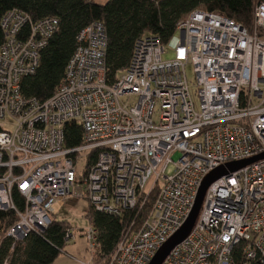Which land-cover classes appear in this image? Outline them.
Wrapping results in <instances>:
<instances>
[{"label": "built area", "instance_id": "built-area-1", "mask_svg": "<svg viewBox=\"0 0 264 264\" xmlns=\"http://www.w3.org/2000/svg\"><path fill=\"white\" fill-rule=\"evenodd\" d=\"M1 26L0 209L18 217L6 234L12 248L43 233L71 195L120 215L158 187L149 216L125 232L112 253L97 258L99 233L90 225L91 255L80 261L149 264L188 219L209 173L264 154V1L255 2L251 29L220 12L193 10L177 25L181 40L172 60L163 58L159 37L141 36L129 66L113 81L107 30L94 21L78 34L65 76L45 101L25 96L21 83L36 73L59 20L34 21L12 9ZM73 121L82 126L83 145L67 149L65 126ZM93 152L95 162L80 174V157ZM170 164L173 175L166 174ZM72 239L69 229L66 240ZM237 248L243 264H264V158L210 184L191 233L162 264H238Z\"/></svg>", "mask_w": 264, "mask_h": 264}, {"label": "trees", "instance_id": "trees-1", "mask_svg": "<svg viewBox=\"0 0 264 264\" xmlns=\"http://www.w3.org/2000/svg\"><path fill=\"white\" fill-rule=\"evenodd\" d=\"M264 1V0H260ZM256 0H0V47L5 42L1 26L3 16L12 9L24 11L34 20L56 17L59 31L41 51L39 67L33 75L23 77L22 93L40 101L49 99L62 82L67 64L77 47V36L94 21L102 22L108 34L107 75L116 80L129 66L134 47L141 36L159 37L163 44L169 42L177 31L180 20L197 8L220 12L248 29L253 26V9ZM83 129L78 121L65 126V148L75 149L83 145ZM96 160L95 152L89 155L85 170ZM158 193V187L147 194L137 207L125 209L120 215L95 210L88 216L98 231L97 258L112 253L121 236L140 227L149 216ZM20 209L25 200L17 189L13 190ZM15 211L0 209V264H52L67 244L70 229L67 221L54 219L43 232H33L16 243L6 236L17 221ZM238 264H243L241 249L235 250Z\"/></svg>", "mask_w": 264, "mask_h": 264}, {"label": "rangeland", "instance_id": "rangeland-1", "mask_svg": "<svg viewBox=\"0 0 264 264\" xmlns=\"http://www.w3.org/2000/svg\"><path fill=\"white\" fill-rule=\"evenodd\" d=\"M108 0H97L99 3H106ZM181 40L180 31H176L168 43L165 44L166 52L163 54L165 60H172L174 58V51ZM186 74L192 87V90L196 88V75L193 65L191 63L186 66ZM134 99V98H133ZM159 110L157 109L156 116H158ZM88 158L86 155H82L78 161V170L80 174L84 173L86 162ZM167 175L174 174V166L170 164L166 169ZM65 205L62 212L57 216H52L53 219H67L72 226L70 228L75 234V239H72L64 247L62 253L58 256L56 261L52 264H81L80 261L89 259L91 255L90 246L85 235L86 230L90 227L91 221L88 216L90 211V204L87 199L78 198L75 196H69L64 201ZM69 223V224H70ZM96 254L98 247L94 248Z\"/></svg>", "mask_w": 264, "mask_h": 264}, {"label": "water", "instance_id": "water-1", "mask_svg": "<svg viewBox=\"0 0 264 264\" xmlns=\"http://www.w3.org/2000/svg\"><path fill=\"white\" fill-rule=\"evenodd\" d=\"M264 158V154L251 157L245 160L241 161H235L232 163L227 164V166L219 167L215 170H213L211 173L207 175V177L204 179L201 187L199 188L194 206L192 208V211L184 223V225L157 251L153 259L149 264H162L166 257L169 255L171 250L181 243L192 231L196 220L199 216L203 200L206 194V191L211 183H213L215 180L220 178L221 176L228 174L229 172L236 171L250 163H253L254 161Z\"/></svg>", "mask_w": 264, "mask_h": 264}, {"label": "crops", "instance_id": "crops-1", "mask_svg": "<svg viewBox=\"0 0 264 264\" xmlns=\"http://www.w3.org/2000/svg\"><path fill=\"white\" fill-rule=\"evenodd\" d=\"M66 200V198L64 199V201ZM62 202L60 205H59V207H58V212L55 214V217H57L61 212H62V210H63V208H64V205H65V202ZM90 204V203H89ZM90 207H91V204H90ZM56 219V218H55ZM56 220H60V221H67L68 223H70L67 219H63V220H61V219H56ZM70 225H71V223H70ZM70 228H72V226H70ZM67 243H69V242H67ZM88 260V259H87ZM85 261V260H84Z\"/></svg>", "mask_w": 264, "mask_h": 264}]
</instances>
